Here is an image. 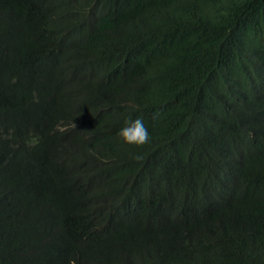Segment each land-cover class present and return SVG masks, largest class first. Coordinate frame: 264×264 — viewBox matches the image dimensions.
<instances>
[{
	"label": "trees",
	"instance_id": "16d2710c",
	"mask_svg": "<svg viewBox=\"0 0 264 264\" xmlns=\"http://www.w3.org/2000/svg\"><path fill=\"white\" fill-rule=\"evenodd\" d=\"M107 8L136 19L109 29ZM63 107L90 111L86 156L47 146ZM136 117L149 144L118 136ZM0 264H264V0H0Z\"/></svg>",
	"mask_w": 264,
	"mask_h": 264
},
{
	"label": "clouds",
	"instance_id": "9594fccd",
	"mask_svg": "<svg viewBox=\"0 0 264 264\" xmlns=\"http://www.w3.org/2000/svg\"><path fill=\"white\" fill-rule=\"evenodd\" d=\"M44 19L46 18L48 24L53 28V25L57 22L62 24H66L65 27H70L74 22V15L71 11L61 10L58 12L54 10L50 5L45 6L43 12H41ZM134 13L130 16L126 17L124 21H118L121 18L112 14L111 9L107 8L100 17L99 23L100 25L112 29L116 27L119 23H123L130 26V23L136 19ZM97 21L95 19L89 18L87 19V25H95ZM32 33L27 31L28 38L31 37L34 40L38 41L40 44V40L43 38L40 37L33 24L31 25ZM54 30V29H53ZM136 34L141 37L144 35V32L141 29H133ZM43 43V41H42ZM43 46L41 44V48H36L33 53L40 57V59L45 58L46 49H42ZM258 90H261V83L255 85ZM228 109L225 123L229 126L230 129H234L238 138V141L247 144L254 142L259 133V127L257 123V114L256 111L252 107L243 106V105H231L227 106ZM89 112L86 111H72L63 107L60 111H55L54 115H56V119L52 122L51 127L48 126L47 134H46V142L47 146L49 145L50 151L55 155L61 153L63 147L66 145V140H79L80 145L74 150L75 155H77L83 148V139L86 138V149L84 151V155L86 156L87 152L91 149L94 144L96 133L95 128L89 129L88 126L84 128L78 127L75 119L76 117H84L87 118L89 116ZM118 136L122 139L123 142L132 145H144L149 144L150 142V132L148 127L145 125L144 120L141 117H136L135 119L128 118L124 121V126L121 127L118 131ZM240 205L249 206L252 208L250 204L247 203H238ZM173 208L177 206L176 203H173ZM97 213V211H95ZM204 212H200L198 215L193 216L190 220H177L174 222L175 224L185 225L187 222L200 219ZM153 216L148 217V221L152 222Z\"/></svg>",
	"mask_w": 264,
	"mask_h": 264
}]
</instances>
